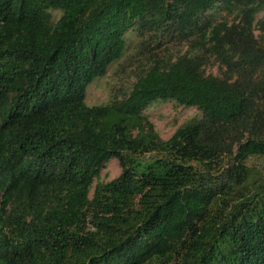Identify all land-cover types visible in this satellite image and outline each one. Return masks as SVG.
Segmentation results:
<instances>
[{"label": "trees", "instance_id": "16d2710c", "mask_svg": "<svg viewBox=\"0 0 264 264\" xmlns=\"http://www.w3.org/2000/svg\"><path fill=\"white\" fill-rule=\"evenodd\" d=\"M219 1L0 0V264H264V43L251 27L264 0H227L240 21L211 33L207 51L237 79L184 56L122 101L86 103L133 24L186 37ZM170 101L204 118L163 141L142 110ZM112 158L121 175L90 198Z\"/></svg>", "mask_w": 264, "mask_h": 264}, {"label": "rangeland", "instance_id": "374dc122", "mask_svg": "<svg viewBox=\"0 0 264 264\" xmlns=\"http://www.w3.org/2000/svg\"><path fill=\"white\" fill-rule=\"evenodd\" d=\"M168 2L172 4L175 0H168ZM241 11L242 9L234 2L220 0L213 8L199 15L196 26L186 30V37L179 36V33L171 35L169 31H166L165 28L171 23L158 24L155 27L133 24L125 34L126 49L123 56L108 68L105 76L89 85L86 103L89 106H98L122 101L129 96L138 78L152 66L158 64L166 67L184 56L203 55L202 72L206 76L218 78L232 76L230 81L237 79V73H231L227 64L215 55H211L207 48L210 46L212 31L218 25L238 23ZM50 12L53 22L58 21L62 16V11L51 10ZM206 22H209V25L206 35L205 33L203 35L199 27ZM251 27L256 37L264 43V9L254 16ZM142 115L154 125L155 131L163 141H168L182 126L204 118L203 111L198 107L184 106L174 101L150 103L143 108ZM121 172L116 158L105 162L99 177L94 180L89 197H93L98 183L114 181L119 178ZM252 182L253 180L249 177L247 183Z\"/></svg>", "mask_w": 264, "mask_h": 264}]
</instances>
